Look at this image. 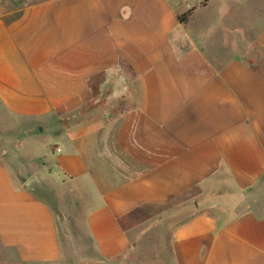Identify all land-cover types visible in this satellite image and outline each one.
Masks as SVG:
<instances>
[{
    "label": "crops",
    "instance_id": "1",
    "mask_svg": "<svg viewBox=\"0 0 264 264\" xmlns=\"http://www.w3.org/2000/svg\"><path fill=\"white\" fill-rule=\"evenodd\" d=\"M2 126L0 264H136L184 196L173 264H264V0H0ZM32 176L94 257L21 190Z\"/></svg>",
    "mask_w": 264,
    "mask_h": 264
},
{
    "label": "rangeland",
    "instance_id": "2",
    "mask_svg": "<svg viewBox=\"0 0 264 264\" xmlns=\"http://www.w3.org/2000/svg\"><path fill=\"white\" fill-rule=\"evenodd\" d=\"M225 32V39L228 40L227 42H232V39L234 38L231 35V32L229 33L228 30H224L223 32L220 30H216L212 32L211 36V51L212 53H215L216 55H220V57L227 59L229 55L232 53L233 49L231 48H225V49H216V52H214V44L219 42L220 38L222 37V33ZM246 40H252L254 38V34L252 32H245ZM238 43H242L241 41H238ZM226 46V44H225ZM230 47V46H229ZM244 47V45H238L236 46V49H241ZM252 49H249V51ZM257 49H254L251 51V56L258 55ZM233 54V53H232ZM231 54V55H232ZM93 100L86 106H84L81 110H79L77 113L73 114L68 119H65V123L69 124L77 120V118H85L87 116H90L94 113L95 106L93 105ZM121 109H124V106L120 107ZM122 111V110H119ZM118 111V112H119ZM11 127L8 125L4 127V131L6 129H10ZM3 129V126L2 128ZM16 163L21 165V174L24 175V177L30 173V171L35 170V165L33 162H31L28 158L27 159H20L19 161H16ZM133 175V174H132ZM130 175H128L129 177ZM192 201L186 199V196L182 197L180 201H176L175 205L167 207L165 213L159 215L158 222L153 221V223L146 225L144 224L142 228V231L144 230H150V234H146L142 238H140L137 241L138 247L141 249V252L138 256L135 257L134 261L136 264H173L171 253H170V232H169V225L175 221L177 218L184 219L187 215V212H189L192 209ZM181 216V217H180ZM74 217L77 219V222L73 223L72 221H68V223H62L63 230L61 229V232L67 236H71V242L79 248H84L86 250V255L88 257H94L91 254V244L88 238L82 235L80 227L81 223L78 222L81 219L80 214H75ZM61 233V236H62ZM69 235H68V234ZM63 238V236H62Z\"/></svg>",
    "mask_w": 264,
    "mask_h": 264
},
{
    "label": "water",
    "instance_id": "3",
    "mask_svg": "<svg viewBox=\"0 0 264 264\" xmlns=\"http://www.w3.org/2000/svg\"><path fill=\"white\" fill-rule=\"evenodd\" d=\"M21 190L33 195L34 197L42 200L55 214L58 219L59 226L63 230V215L60 212L56 199L50 189H48L37 176H32L27 179L21 186Z\"/></svg>",
    "mask_w": 264,
    "mask_h": 264
},
{
    "label": "trees",
    "instance_id": "4",
    "mask_svg": "<svg viewBox=\"0 0 264 264\" xmlns=\"http://www.w3.org/2000/svg\"><path fill=\"white\" fill-rule=\"evenodd\" d=\"M201 5H203V3ZM192 12H193V8L185 11L182 14L177 15L176 19H177L178 23L179 24H186L188 22V20L190 19Z\"/></svg>",
    "mask_w": 264,
    "mask_h": 264
}]
</instances>
